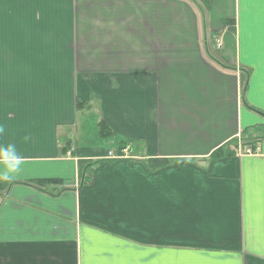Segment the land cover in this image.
I'll use <instances>...</instances> for the list:
<instances>
[{
    "label": "crops",
    "instance_id": "obj_1",
    "mask_svg": "<svg viewBox=\"0 0 264 264\" xmlns=\"http://www.w3.org/2000/svg\"><path fill=\"white\" fill-rule=\"evenodd\" d=\"M5 11L0 264H264V0Z\"/></svg>",
    "mask_w": 264,
    "mask_h": 264
},
{
    "label": "rangeland",
    "instance_id": "obj_2",
    "mask_svg": "<svg viewBox=\"0 0 264 264\" xmlns=\"http://www.w3.org/2000/svg\"><path fill=\"white\" fill-rule=\"evenodd\" d=\"M2 2H3V4H4V6H6V11H5V13H7L8 12V9H9V5L13 2V0H2ZM8 8V9H7ZM16 10L14 9V6H13V12H12V14L15 12ZM8 50V48L7 47H5V50L4 51H7ZM245 78V77H244ZM79 106H81V105H83V103L82 102H80L79 104H78ZM94 128L92 127V123H91V121H89L88 122V128H87V130H86V132L88 131H91V130H93ZM254 132H253V130H249L248 131V134H245V135H251V134H253ZM126 150L128 151V148H126ZM122 152H124V150H123V148H122V150H121ZM108 156L109 157H112V158H120L121 157V155L120 154H113V152L112 151H109V153H108Z\"/></svg>",
    "mask_w": 264,
    "mask_h": 264
},
{
    "label": "trees",
    "instance_id": "obj_3",
    "mask_svg": "<svg viewBox=\"0 0 264 264\" xmlns=\"http://www.w3.org/2000/svg\"><path fill=\"white\" fill-rule=\"evenodd\" d=\"M100 125H101V133L103 135L110 136L112 134V132L108 129V127L105 123L102 122Z\"/></svg>",
    "mask_w": 264,
    "mask_h": 264
},
{
    "label": "clouds",
    "instance_id": "obj_4",
    "mask_svg": "<svg viewBox=\"0 0 264 264\" xmlns=\"http://www.w3.org/2000/svg\"><path fill=\"white\" fill-rule=\"evenodd\" d=\"M10 148H12V146H10ZM3 151L5 152V154H7L9 150L8 149H4ZM12 151H14V148H12ZM5 178L11 179L13 177H12V174L11 173H6L5 174Z\"/></svg>",
    "mask_w": 264,
    "mask_h": 264
},
{
    "label": "built area",
    "instance_id": "obj_5",
    "mask_svg": "<svg viewBox=\"0 0 264 264\" xmlns=\"http://www.w3.org/2000/svg\"><path fill=\"white\" fill-rule=\"evenodd\" d=\"M246 153H252V150L251 149H247Z\"/></svg>",
    "mask_w": 264,
    "mask_h": 264
}]
</instances>
